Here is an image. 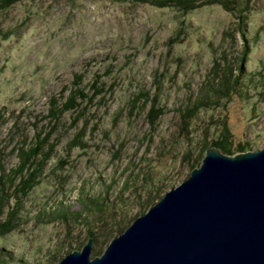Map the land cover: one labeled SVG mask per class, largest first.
<instances>
[{
  "label": "rangeland",
  "instance_id": "obj_1",
  "mask_svg": "<svg viewBox=\"0 0 264 264\" xmlns=\"http://www.w3.org/2000/svg\"><path fill=\"white\" fill-rule=\"evenodd\" d=\"M78 74L89 95L98 74L102 92L57 123L52 101L67 99ZM236 76L226 94L221 80ZM50 129L53 150L38 154L31 189L14 192L18 176L1 204L0 264H58L115 223L107 240H93L102 254L209 147L262 148L264 0L0 4V174L12 176L18 148Z\"/></svg>",
  "mask_w": 264,
  "mask_h": 264
},
{
  "label": "water",
  "instance_id": "obj_2",
  "mask_svg": "<svg viewBox=\"0 0 264 264\" xmlns=\"http://www.w3.org/2000/svg\"><path fill=\"white\" fill-rule=\"evenodd\" d=\"M93 238L58 264H264V146L209 147L198 167L101 255Z\"/></svg>",
  "mask_w": 264,
  "mask_h": 264
},
{
  "label": "trees",
  "instance_id": "obj_3",
  "mask_svg": "<svg viewBox=\"0 0 264 264\" xmlns=\"http://www.w3.org/2000/svg\"><path fill=\"white\" fill-rule=\"evenodd\" d=\"M16 0H0V4L3 6H9ZM139 2H146V3H152L159 6H167L169 4H174L178 6H184L186 9H190L193 7H196L200 5L201 2H207L210 0H134ZM214 1H221L225 3V0H214ZM243 59V57H242ZM100 76L98 74H95V77L93 78V83L91 84V88H94V93L92 95H89L85 90L86 88L82 86L83 82V75L78 74L75 76L73 81V86L71 88L70 94L67 97V99L60 105L58 104V101L54 99L52 101V106L49 115L52 120L57 121V123L60 121V118L65 110H69L77 106L80 101L78 99L83 100L84 98H91L93 95H96L98 93H101L102 90L99 88ZM239 77H228L227 79H222L221 84L223 86V90L226 94L232 93L233 89L238 84ZM155 103L152 104L150 112L151 114L155 109ZM52 130L50 129L48 132L44 133V136H42L43 132L39 131L37 133V137L34 140V144L31 146H21L17 147L19 150L20 158H21V164L19 167H16L12 170V173H14L12 176L6 172H2L0 174V216L3 213V207H5L8 203L9 197H10V189L14 185V180L18 176H20L19 183L15 186L14 192L18 193L20 192V195H26L27 191L31 189L33 182L35 181V174H37L42 169V165L38 161V154H41V156L44 155V160L50 157L51 152L53 150V147L50 146L45 149L47 142L50 139V135L52 134ZM42 136V137H41ZM219 149L221 151L227 153V154H234V149L230 146V144L227 141H221L217 143ZM245 146L241 145L237 150L238 151H245ZM1 152V150H0ZM40 164V165H39ZM3 166V165H2ZM3 169V168H2ZM1 169V170H2ZM27 169V173H24V170ZM8 176V177H7ZM33 178V179H32ZM9 189V190H8ZM19 194L17 196L14 195V197L20 198ZM21 197V198H22ZM20 198V199H21ZM2 202H4L3 207L1 206ZM66 213H63V216L65 217ZM5 225L0 222V232H5ZM105 226V227H104ZM100 231L96 232L95 234L90 233L93 237V240L98 244L100 241L107 240L111 234L115 231L116 224L113 223L112 226L104 225ZM121 227H119L120 230ZM121 231V230H120ZM93 246V254L100 255L101 254V247L98 245Z\"/></svg>",
  "mask_w": 264,
  "mask_h": 264
}]
</instances>
